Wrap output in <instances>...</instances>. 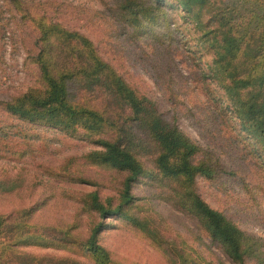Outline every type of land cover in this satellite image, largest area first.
Segmentation results:
<instances>
[{"label":"rangeland","instance_id":"rangeland-1","mask_svg":"<svg viewBox=\"0 0 264 264\" xmlns=\"http://www.w3.org/2000/svg\"><path fill=\"white\" fill-rule=\"evenodd\" d=\"M115 1L0 0V180L16 185L0 192V215L20 216L30 233H45L44 243L59 245H27L28 252L86 263L75 245L64 247L63 235L83 239L99 220L86 207V195L95 192L100 201L114 203L123 178L121 172L84 161L88 152L100 149L96 140L109 131L62 129L2 110V101L35 85L31 57L36 45L29 20L34 15L88 37L126 84L155 103L201 154L210 152L212 160L231 172L212 179L197 176L194 190L264 248V140L240 129L238 111L221 86L214 54L202 37L209 10L186 11L176 0H136L157 19L152 26L132 28L118 21ZM170 184L155 176L139 177L131 186L136 201L130 212L151 220L157 241L115 216L102 219L107 228L97 240L112 264H178L175 250L199 264H233L193 215L166 200Z\"/></svg>","mask_w":264,"mask_h":264},{"label":"trees","instance_id":"trees-1","mask_svg":"<svg viewBox=\"0 0 264 264\" xmlns=\"http://www.w3.org/2000/svg\"><path fill=\"white\" fill-rule=\"evenodd\" d=\"M176 1L186 11L209 10L202 37L214 54L221 86L238 111L240 129L264 140V0ZM115 5L118 21L126 26L143 28L156 22L142 1L116 0ZM29 20L36 45L31 57L37 70L35 85L2 101V110L23 121H45L62 129L79 127L88 134L109 131L111 137L96 140L100 149L88 152L84 161L121 172L123 178L114 203L108 198L100 201L95 192L86 195V207L99 220L83 239L63 235L64 247L75 245L86 263L72 256L28 252L27 245H59L44 243L45 233H30L25 219L8 214L0 215V264H112L108 250L97 240L107 228L102 219L110 216L157 241L151 220L130 212L136 201L131 186L139 177L155 176L171 182L165 189L166 200L193 215L233 264H264V248L194 190L197 176L212 179L231 172L212 160L210 152L201 154L195 142L163 118L155 103L126 84L100 58L88 37L42 17L33 15ZM120 116L123 120L117 121ZM15 186L12 180H0V192ZM174 254L178 264H199L180 250Z\"/></svg>","mask_w":264,"mask_h":264}]
</instances>
